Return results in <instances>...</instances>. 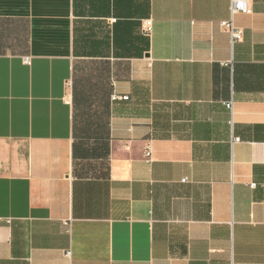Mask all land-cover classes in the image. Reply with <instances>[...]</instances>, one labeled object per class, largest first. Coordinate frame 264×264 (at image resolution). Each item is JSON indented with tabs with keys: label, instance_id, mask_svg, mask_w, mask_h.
<instances>
[{
	"label": "crops",
	"instance_id": "crops-1",
	"mask_svg": "<svg viewBox=\"0 0 264 264\" xmlns=\"http://www.w3.org/2000/svg\"><path fill=\"white\" fill-rule=\"evenodd\" d=\"M229 18L0 0V264H264V0Z\"/></svg>",
	"mask_w": 264,
	"mask_h": 264
},
{
	"label": "built area",
	"instance_id": "built-area-1",
	"mask_svg": "<svg viewBox=\"0 0 264 264\" xmlns=\"http://www.w3.org/2000/svg\"><path fill=\"white\" fill-rule=\"evenodd\" d=\"M251 0H230V18L228 20L220 22V27L229 35L232 43L238 41L242 37V31L238 27H236L234 23V16L236 14H247L249 13V4ZM142 31L146 36L151 35L152 25L151 20L146 19L142 22ZM28 63L29 59H25ZM123 99H126L124 97ZM229 108H231V103L227 104ZM237 140V139H235Z\"/></svg>",
	"mask_w": 264,
	"mask_h": 264
}]
</instances>
